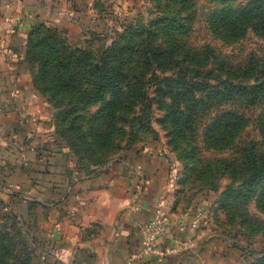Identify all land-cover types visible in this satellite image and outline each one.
<instances>
[{
	"label": "rangeland",
	"instance_id": "rangeland-1",
	"mask_svg": "<svg viewBox=\"0 0 264 264\" xmlns=\"http://www.w3.org/2000/svg\"><path fill=\"white\" fill-rule=\"evenodd\" d=\"M251 1L97 0L93 5L95 11L86 20L89 29L68 31L67 47L70 51L80 50L85 54L91 50L104 52L106 47L122 43L127 36L125 31L149 29L157 33L154 39L164 46H169L168 41L178 43L181 40L190 48L211 46L221 57L234 62L245 59L252 52L264 58L263 37L250 32L240 41L228 42L212 27L213 20L224 8L237 9ZM182 26L187 27V34L180 31ZM170 28L174 30L169 31ZM157 29H160L159 35ZM28 55L25 49L20 70L35 72L37 67L26 60ZM163 81L157 83L163 85ZM109 100L110 96L86 111L73 113L83 117L76 121L74 128L68 132L70 135L66 136L65 130H69L71 124H63L55 103L44 98V119L38 123L30 122L18 132L21 141L29 132L33 134L29 145L36 151L35 167L40 170L43 166L41 154H46L47 161L51 156L53 165L58 167H67V160L70 159V165L79 179L100 176L109 167L128 162L135 165L134 160L144 154L162 157L172 170L173 187L167 195L175 211L184 217H192L190 227L200 238L197 244L205 243L212 250L208 263L264 264V212L258 208L254 194H247L252 191L251 179L231 174L222 167L225 160L238 163L241 149L250 143L264 152L257 125L259 111L242 108L247 114V125L238 134L230 151H217L209 148L203 139L204 126H200L197 135L187 133L184 139L178 135L179 131L169 125L167 111L156 97L151 119L145 121L144 128L129 122L122 127L123 133L116 134L111 142L100 144L94 142V130L91 132V128H97L99 123H91L90 120ZM167 104H170L169 100ZM234 107L223 103L217 111L232 110ZM137 112L141 115V109ZM37 181L32 183L36 188L40 186ZM40 181L44 182V179L40 177ZM1 185L4 187L5 184ZM20 193L37 198L33 192H30L31 196L20 189ZM59 209L58 214L62 211ZM48 217L44 204L32 199L21 201L18 208L11 201H0V254L3 255L0 263L43 264L40 248L45 241L43 233ZM24 236L31 245L30 259L29 249L24 246ZM3 251H8L11 256L4 255Z\"/></svg>",
	"mask_w": 264,
	"mask_h": 264
},
{
	"label": "trees",
	"instance_id": "trees-1",
	"mask_svg": "<svg viewBox=\"0 0 264 264\" xmlns=\"http://www.w3.org/2000/svg\"><path fill=\"white\" fill-rule=\"evenodd\" d=\"M212 23L228 42L240 41L250 32L264 38V0H253L237 9L224 8ZM186 29L182 26L180 31L187 34ZM125 32L122 43L106 47L104 52L91 50L85 54L70 51L66 34L47 23H38L30 31L26 60L37 67L33 84L42 97L55 103L62 123L71 124L66 136L83 117L73 113L86 111L108 96V103L90 120L99 123L91 128L94 142H111L129 122L144 128L157 97L178 135L183 139L187 133L197 135L204 126L203 139L217 151H230L247 125L242 108L257 109L264 145V58L252 52L234 62L221 57L211 46L190 48L181 40L168 41L169 46H164L156 42L157 33L149 29ZM157 32L159 35L160 29ZM159 80L164 84L157 83ZM223 103L235 107L217 111ZM239 157L238 163L225 160L222 167L251 179L252 191L247 194H254L258 208L264 212V152L250 143L241 149ZM23 242L30 259L31 245L25 236ZM3 254L11 256L8 251Z\"/></svg>",
	"mask_w": 264,
	"mask_h": 264
},
{
	"label": "crops",
	"instance_id": "crops-1",
	"mask_svg": "<svg viewBox=\"0 0 264 264\" xmlns=\"http://www.w3.org/2000/svg\"><path fill=\"white\" fill-rule=\"evenodd\" d=\"M96 1L0 0V201L17 208L26 199L44 204L49 220L40 248L43 264H209L212 250L197 244L192 217L175 211L167 195L173 187L172 170L164 158L144 154L135 165L128 162L100 176L77 179L67 158V167H58L51 156L47 161L41 154L38 170L36 151L29 145L33 134L22 141L18 137L30 122L43 120L46 109L33 84L35 72L20 70L30 31L41 22L66 36L71 30L89 29L86 20ZM20 189L37 198L26 197ZM160 204L167 205L168 229L159 247L165 255L154 257L143 253L142 230Z\"/></svg>",
	"mask_w": 264,
	"mask_h": 264
},
{
	"label": "built area",
	"instance_id": "built-area-1",
	"mask_svg": "<svg viewBox=\"0 0 264 264\" xmlns=\"http://www.w3.org/2000/svg\"><path fill=\"white\" fill-rule=\"evenodd\" d=\"M168 229V217L165 214L164 205L160 204L152 220L143 227V253L154 257L165 255L160 250V242Z\"/></svg>",
	"mask_w": 264,
	"mask_h": 264
}]
</instances>
